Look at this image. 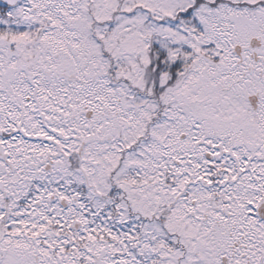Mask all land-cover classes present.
Here are the masks:
<instances>
[{"label": "snow or ice", "instance_id": "obj_1", "mask_svg": "<svg viewBox=\"0 0 264 264\" xmlns=\"http://www.w3.org/2000/svg\"><path fill=\"white\" fill-rule=\"evenodd\" d=\"M0 264H264V0H0Z\"/></svg>", "mask_w": 264, "mask_h": 264}]
</instances>
